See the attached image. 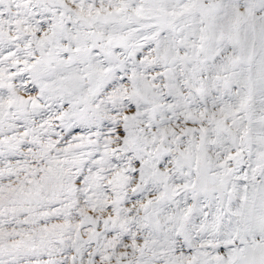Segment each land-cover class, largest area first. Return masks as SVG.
I'll return each instance as SVG.
<instances>
[{
  "label": "snow or ice",
  "instance_id": "6c2138e0",
  "mask_svg": "<svg viewBox=\"0 0 264 264\" xmlns=\"http://www.w3.org/2000/svg\"><path fill=\"white\" fill-rule=\"evenodd\" d=\"M0 264H264V0H0Z\"/></svg>",
  "mask_w": 264,
  "mask_h": 264
}]
</instances>
